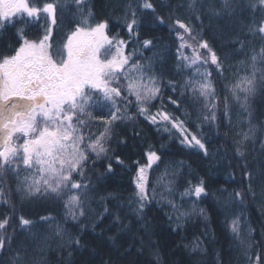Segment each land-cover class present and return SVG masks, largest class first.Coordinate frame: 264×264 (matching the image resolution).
<instances>
[{
	"label": "trees",
	"instance_id": "1",
	"mask_svg": "<svg viewBox=\"0 0 264 264\" xmlns=\"http://www.w3.org/2000/svg\"><path fill=\"white\" fill-rule=\"evenodd\" d=\"M254 1L258 2L249 0L251 4ZM52 2L54 0H35L34 6L42 7L43 3ZM145 3H150L153 8L145 9ZM190 3L191 0H87L82 7L86 10L90 8L94 13L95 19L90 20V23L108 20L109 36L116 38L119 32L121 37L129 41L124 17L127 6L131 5L140 27L134 29L138 41H129L126 51L136 48L143 57L151 58L155 63L156 74L161 77L162 93L150 106V114L162 109L171 116L185 120L189 133L202 138L206 144L208 155L205 156L196 148L181 145L179 132L170 136L163 130L165 125L152 124L144 116H136V107L133 105L129 114L136 116V119L125 121L115 128L116 135L110 143L112 151L86 173L85 181L90 182L95 191L91 193V211L78 221L65 218L64 200L72 193L59 200H22V194L16 191L18 178L33 176V170L22 166L18 176L5 171L0 176V188L3 189L0 220L8 217L9 224L0 234L14 238L0 250V264H250L248 257L252 258L251 264H254L257 255L264 258V149L261 147V142H264V93L257 92L249 101L248 111H243L231 98L229 91L239 77L246 74L244 69L251 63L249 57L254 51L258 53L264 45L259 35H254L259 41H250L252 35H243L247 29L259 26L257 16L250 11L252 8L237 16L225 14L214 17L207 11L208 0L202 6L196 4L197 12L190 10ZM214 3L216 8L220 7L219 0H214ZM160 8L166 9V12L162 13ZM76 11L71 0L64 14L57 10V24L52 26L50 37L53 51L61 48L66 36L74 30V24L69 23L68 13ZM249 11L254 18L245 17L244 13ZM158 18H163L164 23L161 24ZM131 19L129 14L127 20ZM177 19L202 30L203 39L209 41L226 65V73L214 80L219 97L217 119L214 122L208 123L198 118L208 114L201 111L203 99H194L191 91L183 90L182 87L178 86L173 92L167 86L169 81L183 85L187 79H196L193 75L196 69L187 70L179 62L180 53L177 49L180 40L176 32L170 30ZM49 25L50 19L41 17L39 24L29 28L26 35L29 39H37ZM20 27L17 24L15 28L9 26L0 30V57L12 55L10 49L19 46L16 29ZM176 27L178 31H183ZM239 29L242 30L240 33ZM163 35H169L173 43H161ZM237 39L246 42L242 52L238 51L240 45L234 43ZM144 40L153 43L148 48H142ZM182 51L187 55L186 48ZM140 54L136 59L145 63ZM241 61L246 63L241 65ZM213 75H216V71ZM226 96L229 97L227 116L223 114ZM169 97L176 100L177 104H172ZM248 112H251V116ZM185 113L190 115L186 117ZM94 115L99 117L104 113L94 112ZM209 124L211 130L207 128ZM250 126L256 128V135L254 141L247 142V156L244 159L258 177L252 188L255 195H245L243 204L225 207L229 193L234 190L246 191L247 182L242 179L243 169L240 167L243 161L235 154V142L241 139V133L249 131ZM102 128L100 123L92 125L95 134H99ZM17 142L22 143V140ZM149 151H156L163 158L159 166L153 165L148 171L150 191L156 186L157 177L166 166L169 169L179 168L180 165L175 164V161L186 163L177 177L175 194L168 196L178 206L177 210L168 204V200H161L159 193L162 191L159 188H162L156 187V199L146 206L143 217L139 218L133 211L134 204L129 206V198L135 191L137 169L147 163L146 154ZM116 157L123 163H118ZM108 163L112 164L110 173L106 171ZM73 179L80 180V177L74 176ZM167 179H171V176ZM200 179L205 182L207 195L199 199L194 196L181 199L180 193L188 186V182L195 185ZM201 208L205 210V215H200ZM181 212H187L189 216L177 220ZM20 216L33 221L34 227L21 231ZM49 216L55 219L47 222L41 220ZM235 217H240L239 235L231 230V221ZM57 223L64 226L63 237L55 234L54 226ZM74 240H78L79 244L74 243ZM197 242L199 248L193 251ZM246 245H251V251H245ZM156 252L159 253L158 257L154 254Z\"/></svg>",
	"mask_w": 264,
	"mask_h": 264
},
{
	"label": "snow or ice",
	"instance_id": "2",
	"mask_svg": "<svg viewBox=\"0 0 264 264\" xmlns=\"http://www.w3.org/2000/svg\"><path fill=\"white\" fill-rule=\"evenodd\" d=\"M86 3L87 0H71L77 10L68 13L69 23L74 24V30L68 35L67 42L53 51L50 37L52 26L57 24V10L64 14L69 0H54L52 3H43L42 7L34 6L35 0H0V30L21 25L16 29L19 46L10 49L12 55L0 57V176L5 171L18 176L22 166L33 170V176L18 178L16 191L22 194V200H59L72 193L67 195L64 205L65 218L73 221H78L91 211V193L95 188L85 181L86 173L90 167L108 157L112 151L110 143L116 135L115 128L125 121H134L136 116H144L152 124L165 125L163 130L170 136L179 132L181 145L196 148L205 156L208 155L206 144L202 138L189 133L185 120L171 116L162 109L150 114V106L162 93L161 77L156 74L155 63L151 58L143 57L136 48L126 52L129 41H138L134 29L140 27L131 5L125 10L124 19L129 34V41H125L109 37L108 20L90 23L95 15L90 8L86 10L82 7ZM197 3L202 6L205 0H191L190 10L197 12ZM219 3L220 7L216 8L214 0H208L207 11L214 17L225 14L237 16L246 9L264 8V0H258L256 5L249 0H219ZM143 7L153 8L150 3H145ZM129 14L132 17L130 21L127 20ZM41 17L50 19V25L44 29L42 36L29 39L27 30L39 24ZM196 18L199 19V15ZM158 19L161 24L164 23L163 18ZM176 26L183 31H178ZM170 30L175 31L180 40L177 49L180 64L187 70L195 68L193 75L200 79H187L183 85L169 81L167 86L173 92L178 86L182 87L183 90H190L194 99H203L201 111L208 114L198 118L204 122H214L217 119L219 97L209 69L215 66L216 73L222 76L226 65L209 41L203 39L202 30L190 27L179 19ZM247 34L259 35L264 41V20ZM186 36L193 43H189ZM152 43L151 40H144L141 47L148 48ZM234 43L240 45L238 51L242 52L246 42L237 39ZM185 48L191 49L192 54L184 55L182 50ZM201 49L206 50V55L201 54ZM138 54L145 63L136 59ZM249 59L251 63L244 69L246 74L241 75L229 89L231 98L243 111H248L249 101L257 92L264 93V45L258 53L254 51ZM245 63L240 62L241 65ZM201 67L204 71H200ZM228 99V96L224 98L225 116L228 115ZM169 100L177 104L171 97ZM133 105L136 107V116L129 114ZM94 112L104 115L98 117ZM248 114L251 116V112ZM189 115L185 113L186 117ZM95 123L103 125L99 134L92 131ZM240 135L241 139L235 142V154L243 161L240 167L243 169L242 179L247 182L246 191L234 190L229 193L225 207L243 204L245 195H255L252 188L258 177L249 169V162L244 158L247 156V142L255 140L256 128L250 126L248 132ZM20 140L22 143L17 142ZM261 147L264 149V142H261ZM161 148L164 146L161 145ZM146 155L147 163L137 169L134 177L135 191L129 198V206L134 204L133 211L139 218L143 217L146 206L156 199V187L163 189L159 193L161 200H168V204L177 210L178 206L168 196L175 194L177 177L186 163L175 161V164L180 165L179 168L169 169L166 166L157 177L156 186L150 191L148 171L153 165L159 166L163 158L156 151H149ZM116 161L123 163L119 157H116ZM106 171H112L111 163H108ZM74 176H79L80 180L73 179ZM169 176L171 179H167ZM202 195H207L203 179L195 185L189 181L180 193L181 199L193 196L199 199ZM0 196H3L2 188ZM199 213L205 215V210L201 208ZM188 216L189 213L181 212L177 220ZM54 219L51 216L41 218L44 222ZM8 224V217L0 220V231H4ZM19 224L21 231L34 227V222L24 216L19 217ZM177 227L180 225L177 224ZM240 227V217H235L231 221L232 232L239 235ZM54 228L55 234L63 237L64 226L57 223ZM13 238L0 234V250ZM73 242L79 244L78 240ZM198 248L199 242L193 246V251ZM245 251H251V245H246ZM154 254L159 256L158 252ZM248 259L251 264L252 258ZM254 264H264V258L257 255Z\"/></svg>",
	"mask_w": 264,
	"mask_h": 264
},
{
	"label": "rangeland",
	"instance_id": "3",
	"mask_svg": "<svg viewBox=\"0 0 264 264\" xmlns=\"http://www.w3.org/2000/svg\"><path fill=\"white\" fill-rule=\"evenodd\" d=\"M256 16L258 17V23H260L262 20H263V18H264V8H260V10H259V12L256 14ZM242 30L241 29H239V33L241 32ZM249 32V29H247L246 30V32L243 34L245 37H248V35L249 34H247ZM71 33V32H70ZM69 35V34H68ZM68 35L66 36V38H65V42H64V44L67 42V37H68ZM109 35V34H108ZM109 37H114L115 38V36H109ZM116 39H118V38H116ZM186 39H188V42L189 43H193V41H191L188 37H186ZM250 39V41H259V38L257 37V36H254V35H252V39L251 38H249ZM245 40H247V39H245ZM261 40V39H260ZM186 54L187 55H191L192 54V51H191V49H189V48H186ZM201 54H205L206 55V50H203V49H201ZM224 57H225V55H223ZM222 60H223V57L222 56H219ZM238 65H239V63H237ZM214 68H215V66H212V68L211 69H209L210 71H212V79H213V81L216 79V78H221V75H219V74H217L216 73V75H213L214 74ZM226 69L227 68H225V71H224V74L226 73ZM200 71H204V68L203 67H201L200 68ZM223 74V75H224ZM214 76V77H213ZM196 77V79H200V77H198V76H195ZM236 103V102H235Z\"/></svg>",
	"mask_w": 264,
	"mask_h": 264
},
{
	"label": "bare ground",
	"instance_id": "4",
	"mask_svg": "<svg viewBox=\"0 0 264 264\" xmlns=\"http://www.w3.org/2000/svg\"><path fill=\"white\" fill-rule=\"evenodd\" d=\"M256 4H258V2L257 1H254V5H256ZM164 6L166 5V3L165 4H163ZM259 10H260V8L259 7H256V8H254L253 10H250V11H252L253 13H255V14H257L258 12H259ZM160 11L162 12V13H164V12H166V9L164 10V8H160ZM250 11L247 13H244L245 14V17H247V18H249V17H251V18H254L253 17V15L250 13ZM245 12V11H244ZM244 17V18H245ZM257 19H258V17H257ZM117 31H120L119 29H117ZM116 38H118V39H123V40H125L123 37H121L120 36V34H119V32H117L116 33ZM126 41V40H125ZM174 41V40H173ZM173 41H172V39H170V37H169V35H163V39H162V41H161V43H163V42H172L173 43ZM171 44V43H170ZM127 52V51H126ZM141 63H143L142 61H141ZM231 86V85H230ZM229 86V87H230ZM207 128H208V130H211V124H209L208 126H207ZM159 190H161V191H163V189H160L159 188ZM166 194V193H165Z\"/></svg>",
	"mask_w": 264,
	"mask_h": 264
}]
</instances>
